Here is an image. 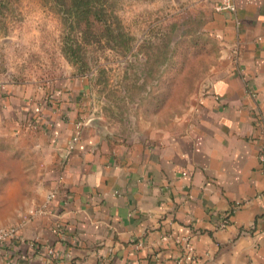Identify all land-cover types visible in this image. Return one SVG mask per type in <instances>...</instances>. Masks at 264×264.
I'll return each mask as SVG.
<instances>
[{
	"label": "crops",
	"instance_id": "0c3cea01",
	"mask_svg": "<svg viewBox=\"0 0 264 264\" xmlns=\"http://www.w3.org/2000/svg\"><path fill=\"white\" fill-rule=\"evenodd\" d=\"M209 27L220 69L178 132L133 138L90 124L68 149L83 77L49 98L32 83L0 85V138L15 141L0 203L27 212L55 193L20 223L26 243L53 246L59 264H264V0H222ZM35 116L47 135L25 139ZM15 259L0 251V264Z\"/></svg>",
	"mask_w": 264,
	"mask_h": 264
},
{
	"label": "rangeland",
	"instance_id": "374dc122",
	"mask_svg": "<svg viewBox=\"0 0 264 264\" xmlns=\"http://www.w3.org/2000/svg\"><path fill=\"white\" fill-rule=\"evenodd\" d=\"M221 2L107 0L111 14L131 37V50L122 55L108 43L79 38V51L87 62L83 75L61 50L65 32L79 37V28L72 29L51 2L0 0V85L32 83L43 94L47 90L49 98L51 90L64 84L69 91L78 88L75 79L83 75L85 91L79 102L83 115L78 117L83 126L94 124L114 135L147 139L178 132L201 90L220 69L219 39L209 26ZM27 123L23 138L46 137L44 128ZM14 150L12 137L0 138L3 198H11L2 190L14 180L10 178ZM26 180L21 184L24 196ZM10 205L0 203V227H20L29 218L30 209Z\"/></svg>",
	"mask_w": 264,
	"mask_h": 264
},
{
	"label": "trees",
	"instance_id": "16d2710c",
	"mask_svg": "<svg viewBox=\"0 0 264 264\" xmlns=\"http://www.w3.org/2000/svg\"><path fill=\"white\" fill-rule=\"evenodd\" d=\"M64 20H68L71 28H79V37L73 31L63 35L61 48L65 58L77 67L79 73L85 74L87 62L84 54L80 53L79 38L86 41H102L108 43L111 48L117 49L122 55L131 50V37L125 32L116 16L111 14L107 0H48ZM75 35L77 37H75ZM83 75H80L83 77ZM41 127L39 120L32 117L27 122ZM32 121V122H31ZM25 122V124L27 123ZM28 124V123H27Z\"/></svg>",
	"mask_w": 264,
	"mask_h": 264
},
{
	"label": "built area",
	"instance_id": "2783aa9c",
	"mask_svg": "<svg viewBox=\"0 0 264 264\" xmlns=\"http://www.w3.org/2000/svg\"><path fill=\"white\" fill-rule=\"evenodd\" d=\"M84 124L78 120L75 122L73 126V132L71 138L69 139L68 149H72L75 142L78 140L81 134V129ZM258 160L264 170V137L262 143L258 148ZM54 191L48 192L46 195V200L44 204L40 207L32 208L28 211V217L34 215L44 214L49 211L48 204L54 198ZM227 224L226 218H220L215 222V228H223ZM20 227L18 226H6L0 227V251L5 254L15 252V260L10 262L12 264H32L31 259L27 257V254L24 253L23 246L26 245L27 248L31 251H38V258L40 264H59L60 261V253L53 246L44 244L39 245L37 241H26L23 240L20 231ZM24 244V245H23Z\"/></svg>",
	"mask_w": 264,
	"mask_h": 264
}]
</instances>
